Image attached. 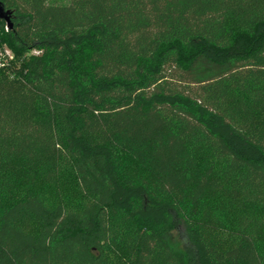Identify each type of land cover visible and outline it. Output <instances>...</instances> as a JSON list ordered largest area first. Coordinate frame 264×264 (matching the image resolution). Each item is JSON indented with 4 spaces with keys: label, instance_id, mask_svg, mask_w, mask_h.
<instances>
[{
    "label": "trees",
    "instance_id": "trees-1",
    "mask_svg": "<svg viewBox=\"0 0 264 264\" xmlns=\"http://www.w3.org/2000/svg\"><path fill=\"white\" fill-rule=\"evenodd\" d=\"M0 5V264H264V0Z\"/></svg>",
    "mask_w": 264,
    "mask_h": 264
},
{
    "label": "rangeland",
    "instance_id": "rangeland-1",
    "mask_svg": "<svg viewBox=\"0 0 264 264\" xmlns=\"http://www.w3.org/2000/svg\"><path fill=\"white\" fill-rule=\"evenodd\" d=\"M36 54L35 51L28 53L27 56ZM0 61L1 63H11L16 62V57L13 55L11 50L7 46L0 47ZM118 169L120 175L128 177L133 181L149 180L148 173L141 168L136 162L131 160L127 156H118ZM211 209L213 211V216L218 219V222L223 225L226 230H232L235 225V220L237 216L241 213L226 204V202H216L212 200Z\"/></svg>",
    "mask_w": 264,
    "mask_h": 264
},
{
    "label": "water",
    "instance_id": "water-1",
    "mask_svg": "<svg viewBox=\"0 0 264 264\" xmlns=\"http://www.w3.org/2000/svg\"><path fill=\"white\" fill-rule=\"evenodd\" d=\"M8 15H9V12L8 11H4L2 6L0 5V19H3L6 22H9Z\"/></svg>",
    "mask_w": 264,
    "mask_h": 264
},
{
    "label": "built area",
    "instance_id": "built-area-1",
    "mask_svg": "<svg viewBox=\"0 0 264 264\" xmlns=\"http://www.w3.org/2000/svg\"><path fill=\"white\" fill-rule=\"evenodd\" d=\"M0 59H1V58H0ZM2 64H3V63H1V61H0V67L2 66Z\"/></svg>",
    "mask_w": 264,
    "mask_h": 264
}]
</instances>
